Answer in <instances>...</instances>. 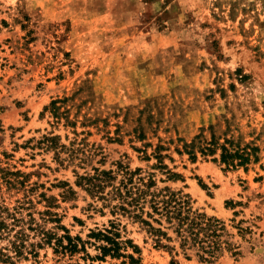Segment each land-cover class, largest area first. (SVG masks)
I'll list each match as a JSON object with an SVG mask.
<instances>
[{
	"label": "rangeland",
	"instance_id": "obj_1",
	"mask_svg": "<svg viewBox=\"0 0 264 264\" xmlns=\"http://www.w3.org/2000/svg\"><path fill=\"white\" fill-rule=\"evenodd\" d=\"M213 138L250 164L203 155ZM124 167L189 195L232 250L158 246L78 186ZM0 213L26 235L21 256L0 239L14 264H129L91 235L112 224L141 264H264V0H0Z\"/></svg>",
	"mask_w": 264,
	"mask_h": 264
},
{
	"label": "trees",
	"instance_id": "obj_2",
	"mask_svg": "<svg viewBox=\"0 0 264 264\" xmlns=\"http://www.w3.org/2000/svg\"><path fill=\"white\" fill-rule=\"evenodd\" d=\"M46 140L51 143L50 148L56 147L57 144L53 143L55 138ZM227 144H230V147ZM61 148L64 149L65 146ZM194 149L195 147L193 151ZM218 151L221 152L220 162L228 168L246 167L254 156L247 152V149L234 148L230 142L220 145L216 138L206 146H202L201 153L205 156H213ZM56 154L58 156V153ZM159 159H162V156H159ZM121 171V178H118L114 171L94 169L93 174L78 175V186L84 188L92 198L102 202L105 208H110L113 215L127 216L140 224L154 238L158 246L163 244V240H172L168 233L171 230L182 249H196L201 258L208 262L215 260L223 249L232 250L231 244L222 240V234L226 230L224 223L195 210L189 195L181 191H173L169 187L158 188L154 176L152 174L143 176L140 168L131 171L124 167ZM168 177L177 180L181 176L169 171ZM14 217L13 214L4 216L0 213V239L10 236L11 248L6 251L21 256L26 235L23 229L11 234L15 226L21 222ZM7 218L14 219L13 227H8ZM117 229V225L112 224L109 229L92 232L93 237L106 243L99 247L103 256L124 258L129 264H141L140 259L135 256L140 253L139 248L131 240H122ZM48 237V235L44 236L45 239ZM64 237L68 243L64 245L59 240L58 247L63 251L77 252L81 239L69 235ZM225 244L227 247L224 246ZM6 251L0 249V264H14L13 258Z\"/></svg>",
	"mask_w": 264,
	"mask_h": 264
}]
</instances>
